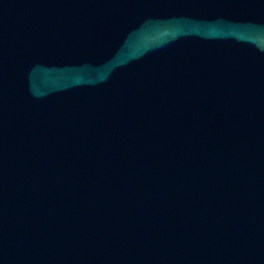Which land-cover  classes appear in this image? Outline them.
Here are the masks:
<instances>
[{
  "label": "water",
  "instance_id": "obj_1",
  "mask_svg": "<svg viewBox=\"0 0 264 264\" xmlns=\"http://www.w3.org/2000/svg\"><path fill=\"white\" fill-rule=\"evenodd\" d=\"M0 264H264V0H0Z\"/></svg>",
  "mask_w": 264,
  "mask_h": 264
}]
</instances>
